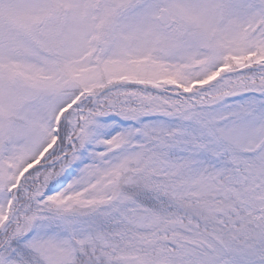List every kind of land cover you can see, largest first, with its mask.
<instances>
[{"label":"snow or ice","instance_id":"snow-or-ice-1","mask_svg":"<svg viewBox=\"0 0 264 264\" xmlns=\"http://www.w3.org/2000/svg\"><path fill=\"white\" fill-rule=\"evenodd\" d=\"M0 264H264V0H0Z\"/></svg>","mask_w":264,"mask_h":264}]
</instances>
